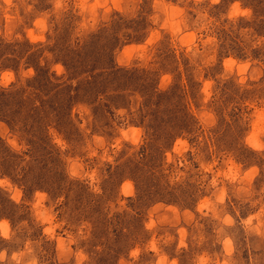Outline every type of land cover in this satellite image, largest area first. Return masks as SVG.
<instances>
[{
	"label": "clouds",
	"instance_id": "9594fccd",
	"mask_svg": "<svg viewBox=\"0 0 264 264\" xmlns=\"http://www.w3.org/2000/svg\"><path fill=\"white\" fill-rule=\"evenodd\" d=\"M0 264H264V0H0Z\"/></svg>",
	"mask_w": 264,
	"mask_h": 264
}]
</instances>
